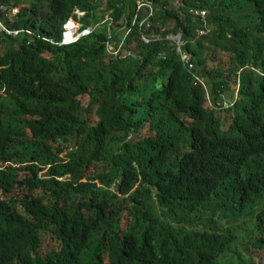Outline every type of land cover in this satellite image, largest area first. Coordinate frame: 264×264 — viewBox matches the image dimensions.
<instances>
[{
  "label": "trees",
  "instance_id": "trees-1",
  "mask_svg": "<svg viewBox=\"0 0 264 264\" xmlns=\"http://www.w3.org/2000/svg\"><path fill=\"white\" fill-rule=\"evenodd\" d=\"M0 6V264H264V0Z\"/></svg>",
  "mask_w": 264,
  "mask_h": 264
},
{
  "label": "built area",
  "instance_id": "built-area-1",
  "mask_svg": "<svg viewBox=\"0 0 264 264\" xmlns=\"http://www.w3.org/2000/svg\"><path fill=\"white\" fill-rule=\"evenodd\" d=\"M0 12H7V8L4 6H0ZM191 12L194 13L195 15H198V16L200 15L202 18H205L207 15V11H205V10H191ZM13 13H16V11H14ZM76 13H77V18H81L82 16H84V13H82L80 11H76ZM6 16H7V14H6ZM144 22L145 21H143L141 24H143ZM63 29H64L63 30V39L61 42L62 44H70L72 42H75L81 36L88 35L91 32V29H88V28L82 29L81 24L75 18H71L68 21H66ZM128 32H130V29L128 30ZM204 33H205V30L200 31L201 35ZM0 34H6L7 36L16 38L19 36L20 32L9 30L0 17ZM180 38H181L180 35L172 37V39L177 43L179 50L181 49ZM145 39L148 40L147 38H145ZM109 49L115 55H117L119 53V49H115L113 46H110ZM181 57H182L183 62L186 65H188V67L190 69H192L193 63L190 60V55L188 53L182 52Z\"/></svg>",
  "mask_w": 264,
  "mask_h": 264
},
{
  "label": "rangeland",
  "instance_id": "rangeland-1",
  "mask_svg": "<svg viewBox=\"0 0 264 264\" xmlns=\"http://www.w3.org/2000/svg\"><path fill=\"white\" fill-rule=\"evenodd\" d=\"M205 83V81H204ZM206 85V84H205ZM236 97V95L234 96V98ZM227 104H229V102L227 101ZM254 222L253 219L252 221H248L247 223L244 224V229L247 228L249 225H251V223ZM244 235V234H243Z\"/></svg>",
  "mask_w": 264,
  "mask_h": 264
},
{
  "label": "bare ground",
  "instance_id": "bare-ground-1",
  "mask_svg": "<svg viewBox=\"0 0 264 264\" xmlns=\"http://www.w3.org/2000/svg\"><path fill=\"white\" fill-rule=\"evenodd\" d=\"M63 33V32H62ZM4 166V165H3ZM13 170V169H12ZM11 172V171H10ZM15 173V172H14ZM17 174H19V173H17ZM18 177V176H17ZM2 180V179H1ZM183 182V181H182ZM181 184V183H180ZM9 214V213H8ZM9 216V215H8ZM60 217V216H59ZM35 218V217H34ZM39 218V217H38ZM4 219V218H3ZM40 219V218H39ZM42 219V218H41ZM39 221V220H38ZM4 222H6V221H4ZM55 223H57V222H55ZM4 224H6V223H4ZM10 224V223H9ZM2 228V227H1ZM38 228V227H37ZM3 229V228H2ZM36 229V228H35ZM34 230V229H33ZM3 243V242H2ZM3 246H5V244H3ZM57 247V246H56ZM5 248V247H4ZM59 248V247H58ZM52 251V250H51Z\"/></svg>",
  "mask_w": 264,
  "mask_h": 264
}]
</instances>
